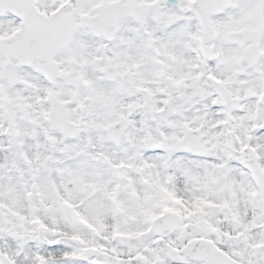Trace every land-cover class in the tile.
<instances>
[{"label":"snow or ice","instance_id":"6c2138e0","mask_svg":"<svg viewBox=\"0 0 264 264\" xmlns=\"http://www.w3.org/2000/svg\"><path fill=\"white\" fill-rule=\"evenodd\" d=\"M0 264H264V0H0Z\"/></svg>","mask_w":264,"mask_h":264}]
</instances>
